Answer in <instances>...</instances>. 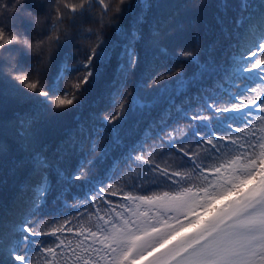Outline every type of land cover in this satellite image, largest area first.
<instances>
[{
    "label": "snow or ice",
    "instance_id": "1",
    "mask_svg": "<svg viewBox=\"0 0 264 264\" xmlns=\"http://www.w3.org/2000/svg\"><path fill=\"white\" fill-rule=\"evenodd\" d=\"M27 3L0 0V112L10 104L29 106L30 112L12 122L25 154L15 167L30 166L40 182L32 186L37 195L30 213L15 229L17 238L0 254V264H264V127L256 123L264 124L259 115L264 113V0H239L235 27L222 35L237 45L228 86L191 95L190 82L208 65L191 47L169 51L165 41L173 31L159 19H149L152 0H54L45 14L52 26L35 44L22 38L16 26L18 20L33 27L42 23L40 13ZM211 7L209 0H186L182 5L191 14ZM216 7L227 13L231 5L218 0ZM135 8L140 11L125 30L122 18ZM215 19L223 23V16ZM78 25L82 31L76 37L93 43L69 67L73 56L63 48L71 43L68 29ZM250 25L255 29L246 38ZM108 30L120 39H108ZM21 54L33 63L25 67L18 59ZM175 60L194 65L197 72L188 76L184 63L173 68ZM101 80L103 98L115 111L92 112L84 121L78 116L75 130L57 145L53 159L47 146L38 144L35 125L41 116L82 108L83 97ZM130 83L132 91L124 95ZM179 96L183 100L177 103ZM163 99L168 106L149 122L144 130L148 135L141 133L143 139L126 144L121 136L124 124L133 120L138 127ZM6 127L0 123V130ZM101 133L111 137L103 145L98 144L104 139ZM7 151L0 142V156ZM81 154L71 174L60 166L65 157ZM157 157L180 163L173 167L165 161L162 166ZM116 163L128 170L130 179L141 164L147 166L143 175L152 177L141 181L137 173L119 190L132 205L124 206L128 216L109 215L113 202L106 197L117 192L107 172ZM50 171L56 173L55 186ZM146 184L166 190L144 194ZM82 186L88 191L68 204L73 188ZM27 188L21 185V191ZM53 191L54 203L77 209L70 218L42 220L41 211ZM137 191L141 194H134ZM86 216L103 223L88 228L73 224L82 225ZM41 223L45 227L38 228Z\"/></svg>",
    "mask_w": 264,
    "mask_h": 264
},
{
    "label": "trees",
    "instance_id": "2",
    "mask_svg": "<svg viewBox=\"0 0 264 264\" xmlns=\"http://www.w3.org/2000/svg\"><path fill=\"white\" fill-rule=\"evenodd\" d=\"M53 2L54 0H28L27 6L30 8L35 7L36 11L40 13L42 23L39 26L33 27L26 23L21 24L18 20L16 26L22 38H28L34 44L44 39L43 33H46L52 26L51 20L46 21L45 14L50 11ZM152 2L155 6L148 13L149 19L157 18L166 30L173 31V35L165 41L169 47V51L175 54L177 49L191 47L197 53L199 59L208 65L206 70H201V72L197 74V78L190 82L188 94L191 95L197 91H220L221 87H227L226 80L227 77L232 74L234 68L232 58L237 55V45L234 39L224 40L222 35L223 33H231L235 27L239 0H229L231 7L228 9L227 13H221L218 10L216 7L218 0H209L212 7L196 14L188 13L182 8L186 0H152ZM139 11V8H135L122 18L121 22L125 30L128 29L129 22ZM218 15L223 16V23L219 25L216 23L215 19ZM254 29V25L248 26L244 32L245 37L251 38ZM68 31L71 43L64 46L63 52L72 54L73 59L69 64V67H71L72 63H75L77 59L84 55V50L87 49L93 41H87L76 37V33L82 31L79 25L76 29H68ZM105 35L108 39L113 41L120 39L119 36L111 30L106 31ZM197 36H199V44L196 43ZM142 47V44L138 45V48L142 49ZM117 51H119V49H117ZM261 55H264V53ZM18 59L24 63L25 67L33 63L31 57L23 54H21ZM171 63L173 68L179 67L184 63L188 76H192L193 73L197 72L196 67L190 63L180 60H175ZM114 64L115 57H113V65ZM110 70L111 69H108L107 71ZM53 71H55V64L53 65ZM103 85L104 81L101 80L89 90L88 94L83 97L84 102L82 108L70 110L60 116L48 114L40 117L33 131L36 134L38 144L41 146L46 145L48 148L47 154L53 159H55L54 153L57 145L75 130L78 123V116L81 121H84L89 119V114L92 112L101 113L105 110L108 112L115 111V109L108 108V102L103 98L105 92ZM3 88V83H0V90H3ZM130 91H132L131 83L123 90V94L127 95ZM221 96H223L222 92ZM223 99L226 100L227 97L223 96ZM182 100L183 96L176 97L177 103H180ZM167 106L168 101L166 99L161 100L160 104L152 111L151 115H145L140 119L138 127L133 120H129L125 123L121 132V136L124 138L125 143L133 144L137 140L143 139L141 133H143L144 136L148 135L144 130L147 128L149 122L158 119ZM27 112H30V108L28 105L23 104H10L4 111L0 112V123L7 125L6 128L0 130V142H3L8 149L4 156H0V254H2L4 249L17 238L15 229L24 221L25 217L29 215L33 197L37 195V193L33 191L32 186L38 185L40 182V175H33L30 166H25L23 168L15 167V162L22 159L25 154L21 151L19 138L15 135L16 125L12 122L17 119L18 114ZM259 115L264 116V113H259ZM256 123L258 128L264 127V124L261 122L257 121ZM261 134L262 133L259 131L257 132V135ZM101 136H103L104 139L98 141L99 145H103L106 140L111 139L110 136L104 133H101ZM148 143L151 144L152 141L149 140ZM257 151H259V149H257ZM117 155H119V151ZM82 158L83 154H81V156L65 157L60 161V166L65 168L68 174H71L76 170L77 164L81 162ZM89 159H91V157H89ZM157 160L162 166H165V161L173 167L180 163L178 159L170 157H157ZM146 168L147 166L145 165H139L132 171L131 179L129 178L128 170L122 167L120 163H116L115 166L107 172V178L112 179L116 185L113 191L117 192L115 196L106 197V199L113 202V212L109 213V215L114 216L115 213H123L125 216L129 215V213L124 210V206L128 205L132 207V205L121 198L122 194L119 190L124 189L125 183H132L137 173L140 174L141 181L150 180L152 178L151 175H143ZM92 174L95 176L96 170H93ZM49 175L55 186L57 179L55 171H50ZM122 176L125 178L124 182H121ZM107 182L106 179L105 183ZM23 184H27L28 188L21 191V185ZM154 190L166 189L162 188L160 185L146 184L141 191L144 194L151 195ZM87 191V186L74 187L72 195L68 198L67 203H74L82 193ZM141 191H137L134 194H141ZM54 196L55 191L48 196L47 205L41 211L42 220H49L54 216L63 220L65 215L70 218L71 214L77 211L75 208H66L59 202L54 203ZM117 204L120 205L119 208L115 207ZM103 207L108 208V205H103ZM90 211L95 213L96 209H90ZM79 212H85V209L80 208ZM101 215H105V213L101 212ZM107 218V215H105V219ZM96 223H103V221H98L95 216L90 219L86 216L82 225L76 224V221H73V224L77 227L83 226L84 228L94 227ZM37 227L42 228L45 227V225L41 223L37 225ZM43 239L52 238L46 237ZM71 239L73 243H75L76 238L71 237Z\"/></svg>",
    "mask_w": 264,
    "mask_h": 264
},
{
    "label": "rangeland",
    "instance_id": "3",
    "mask_svg": "<svg viewBox=\"0 0 264 264\" xmlns=\"http://www.w3.org/2000/svg\"><path fill=\"white\" fill-rule=\"evenodd\" d=\"M143 264H147V260H145V261L143 262Z\"/></svg>",
    "mask_w": 264,
    "mask_h": 264
}]
</instances>
